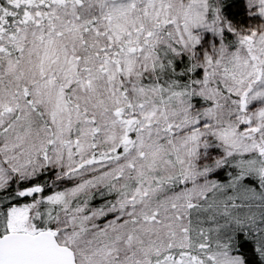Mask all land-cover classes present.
<instances>
[{
	"label": "snow or ice",
	"instance_id": "snow-or-ice-1",
	"mask_svg": "<svg viewBox=\"0 0 264 264\" xmlns=\"http://www.w3.org/2000/svg\"><path fill=\"white\" fill-rule=\"evenodd\" d=\"M0 264H264V0H0Z\"/></svg>",
	"mask_w": 264,
	"mask_h": 264
}]
</instances>
